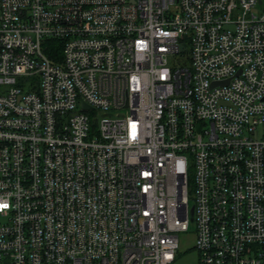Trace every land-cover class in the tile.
Wrapping results in <instances>:
<instances>
[{"label":"built area","instance_id":"obj_1","mask_svg":"<svg viewBox=\"0 0 264 264\" xmlns=\"http://www.w3.org/2000/svg\"><path fill=\"white\" fill-rule=\"evenodd\" d=\"M191 203L264 264V0H0V264H177Z\"/></svg>","mask_w":264,"mask_h":264},{"label":"rangeland","instance_id":"obj_2","mask_svg":"<svg viewBox=\"0 0 264 264\" xmlns=\"http://www.w3.org/2000/svg\"><path fill=\"white\" fill-rule=\"evenodd\" d=\"M194 188V175L190 173V190L191 193ZM192 203L189 206L191 209ZM3 221L2 217L0 216V223ZM196 241V234H195V224L191 220V212H190V226L189 229L180 234V249L181 252H186V256H182L177 260V264H196L198 261V254L194 249Z\"/></svg>","mask_w":264,"mask_h":264},{"label":"water","instance_id":"obj_3","mask_svg":"<svg viewBox=\"0 0 264 264\" xmlns=\"http://www.w3.org/2000/svg\"><path fill=\"white\" fill-rule=\"evenodd\" d=\"M83 106L86 108L88 107L86 104H83ZM193 213H194V208L191 209V214H193Z\"/></svg>","mask_w":264,"mask_h":264},{"label":"snow or ice","instance_id":"obj_4","mask_svg":"<svg viewBox=\"0 0 264 264\" xmlns=\"http://www.w3.org/2000/svg\"><path fill=\"white\" fill-rule=\"evenodd\" d=\"M0 207H6V205H4V206H0Z\"/></svg>","mask_w":264,"mask_h":264}]
</instances>
